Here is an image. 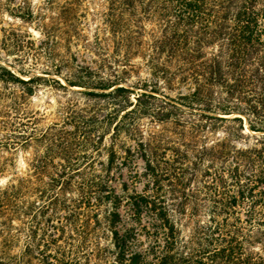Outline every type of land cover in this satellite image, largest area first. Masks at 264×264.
<instances>
[{
    "label": "rangeland",
    "instance_id": "1",
    "mask_svg": "<svg viewBox=\"0 0 264 264\" xmlns=\"http://www.w3.org/2000/svg\"><path fill=\"white\" fill-rule=\"evenodd\" d=\"M29 1L34 15L24 21L4 9L19 0H0V264H48L52 235L79 252L82 264H114L115 233L126 241L128 254H142L143 264H160L168 230L148 202L166 207L175 224L184 261L173 264H234L216 251L230 239L218 226L224 220L235 223L236 216L211 214L208 175L216 168H194L192 138L184 134L189 130L174 119L160 120L149 105L113 116L108 100L53 82H82L89 70L125 78L134 104L135 94L142 92L135 86L143 81L174 99L189 95L193 80L183 81L180 57L160 40L163 12L149 11L146 3L134 12L111 0H80L66 12L67 0ZM203 50L210 56L216 47ZM37 76L43 81H18ZM236 116L253 134L244 115L226 118ZM222 136L219 128L208 141ZM144 153L154 155L159 167L146 168ZM44 168L73 176L67 192L56 184L55 213ZM29 175L33 186L26 189ZM12 185L17 193L3 199ZM107 196L119 200L115 224L106 220L113 209ZM72 201L81 207L74 215L66 209Z\"/></svg>",
    "mask_w": 264,
    "mask_h": 264
},
{
    "label": "trees",
    "instance_id": "2",
    "mask_svg": "<svg viewBox=\"0 0 264 264\" xmlns=\"http://www.w3.org/2000/svg\"><path fill=\"white\" fill-rule=\"evenodd\" d=\"M79 1L67 0L63 10L71 12L78 7ZM260 1L111 0V5L121 4L134 12L144 3L149 11L163 12L160 19L165 23V28L160 40L169 48L172 56L180 57L183 64L179 73L183 81L193 80L194 87L189 95L174 99L143 81L135 86L142 92L135 94L134 104L131 101L134 90L124 85L125 78H112L98 71L87 70L82 82L65 78L67 84L63 85L59 80H53L59 88L82 87L88 90L84 92L86 95L108 100L114 106L113 116L128 110L132 112L139 104L149 105L154 116L161 117L160 120L174 119L180 127L189 130L184 134L188 133L192 138L194 168H216L208 175L213 195L211 214L236 216L235 223L229 224L224 220L225 223L218 226V232L230 239L227 247L216 251V255L227 263L234 264H264V7ZM32 8L29 0H19L16 7L6 4L4 9L10 15L16 13L21 20L30 21L34 15ZM111 24L116 22L112 21ZM179 25H185L186 29L180 31ZM205 47H216V51L208 56L203 50ZM18 81L37 83L43 80L37 76L28 81ZM91 90L109 91L99 93ZM181 108L191 112L187 113ZM233 114L244 115L253 134L245 131L242 117L226 118ZM219 128L223 136L209 142V136ZM143 159L146 168L159 167L154 155L144 153ZM207 161L210 165L205 167ZM44 169L52 193L50 206L55 213L60 200L56 184H62L61 193L67 192L72 189L73 176L66 170L57 172L54 168ZM72 170L75 173L78 171ZM29 176L24 180L28 184L26 189L33 186L32 175ZM17 190L18 187L12 185L4 193L3 199L12 198ZM107 197L113 209L106 220L115 224L119 220V200L116 196ZM72 203L66 209L74 215L81 207L75 201ZM148 203L157 211V216L168 230L169 240L160 264L184 261L182 254L177 252L176 227L167 208ZM52 229L57 230L56 225L53 224ZM61 240L55 235L51 236L53 249L48 255V264H82L83 257L79 252L68 250L66 242L59 244ZM114 246L118 250L114 254V264L145 262L140 253L128 254L126 241L120 239L118 233L114 234Z\"/></svg>",
    "mask_w": 264,
    "mask_h": 264
}]
</instances>
